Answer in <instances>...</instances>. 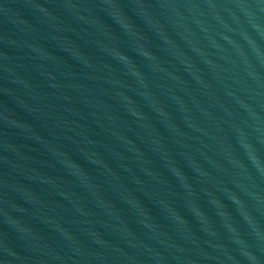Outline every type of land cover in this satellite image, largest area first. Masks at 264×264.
Instances as JSON below:
<instances>
[{
    "label": "water",
    "instance_id": "obj_1",
    "mask_svg": "<svg viewBox=\"0 0 264 264\" xmlns=\"http://www.w3.org/2000/svg\"><path fill=\"white\" fill-rule=\"evenodd\" d=\"M0 264H264V0H0Z\"/></svg>",
    "mask_w": 264,
    "mask_h": 264
}]
</instances>
